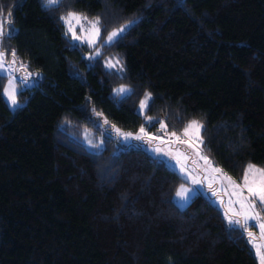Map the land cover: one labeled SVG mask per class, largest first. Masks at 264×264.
<instances>
[{
  "label": "trees",
  "instance_id": "16d2710c",
  "mask_svg": "<svg viewBox=\"0 0 264 264\" xmlns=\"http://www.w3.org/2000/svg\"><path fill=\"white\" fill-rule=\"evenodd\" d=\"M9 12L1 49L41 77L10 109L0 76V264H258L241 228L200 193L178 207V174L106 125L197 120L227 175L264 168V0H0ZM68 12L98 18L100 38L128 27L76 44Z\"/></svg>",
  "mask_w": 264,
  "mask_h": 264
},
{
  "label": "snow or ice",
  "instance_id": "6c2138e0",
  "mask_svg": "<svg viewBox=\"0 0 264 264\" xmlns=\"http://www.w3.org/2000/svg\"><path fill=\"white\" fill-rule=\"evenodd\" d=\"M57 0H45L46 4L55 3ZM64 21L67 32L71 33L73 40H80L82 42L86 41L90 46L95 45L97 39L100 37L101 28L99 19L89 20L88 17L83 16L82 14L76 12H68L66 16L61 17ZM84 21L88 22V26L85 27ZM12 24L11 12L8 13V16L0 21V36L5 35L6 26ZM77 26L80 28L81 35H77ZM128 25H122L120 28L113 30L108 33L106 41L111 43L113 40L118 38L122 33L127 29ZM86 34V35H85ZM100 49H96V55H99ZM13 60L6 61L5 53L0 52V71L6 70V65H11L15 62L16 53L13 51L11 53ZM117 64L119 61L116 62ZM108 67H115L111 61L107 62ZM21 67H24L21 65ZM122 68V66H121ZM118 93H125L130 91L126 86H121L118 90ZM5 94L7 95L8 100L11 104L15 105L16 101V88L13 84V81H9V86L4 89ZM152 99V94L146 92L144 98L141 99L139 108L141 113L145 111L148 107L149 102ZM97 115H102L97 113ZM146 120L151 122L153 117H145ZM107 123V120H105ZM113 129L116 131L117 135L128 138L132 136V133L121 132L119 128H116L115 125H112ZM203 129V124L197 120L189 121L182 131L178 134L177 131H168L167 125L161 121L159 131L164 133V136L168 137L165 140L163 137L155 134H149L145 131L144 126L142 125L139 129V133L135 136L136 139H143L147 136L149 141L159 140L161 144H167L169 146L176 144L187 145L189 148L193 149L199 159L205 162V165L211 166V161H209L207 156L201 154L200 145L204 143V140L201 136V131ZM157 152H162L163 148L157 147L155 149ZM171 154V153H168ZM186 153L181 152L178 148L176 149L175 159L177 164L180 166V171L187 174V179L191 180L192 184H200L201 180L196 176H193L191 172H188V169L185 167L183 161L188 159ZM212 173L216 174L215 179L217 181H227L228 188L231 189V196L227 204L224 203L223 199L220 200V203L225 207V217L229 225L242 226L249 237V242L252 243L256 256L259 260V264H264V168H257L255 165L249 164L245 167L243 177L241 182L237 183L227 174L223 173L219 168H211ZM210 190H212L213 195H217L220 189L214 188L212 184H209ZM194 189H189L181 185L180 189L177 191V196L182 200L187 202L190 199L191 193ZM247 193V194H245ZM234 198V199H233ZM259 204V209H258ZM238 205L237 209L235 206ZM252 220L256 222V227L259 229V235L248 231L247 221Z\"/></svg>",
  "mask_w": 264,
  "mask_h": 264
},
{
  "label": "rangeland",
  "instance_id": "374dc122",
  "mask_svg": "<svg viewBox=\"0 0 264 264\" xmlns=\"http://www.w3.org/2000/svg\"><path fill=\"white\" fill-rule=\"evenodd\" d=\"M89 20H93V19H89ZM83 23H84L85 27L88 26V22L87 21H84ZM63 24H64V26L66 28V32H67V27H66L64 21H63ZM124 25H127V24H124ZM120 27L121 26H119L118 28H120ZM118 28H115V29H118ZM115 29H113V30H115ZM113 30L109 31L108 33L112 32ZM76 31H77V35H81L79 26H77ZM108 33L102 38L99 37L97 39L96 44L95 45H91V46H97L101 42H103L105 44L108 43L106 41ZM68 35L70 37V40L73 43L85 44V45L90 46L86 41L82 42L80 40H73L72 36H71V33H68ZM1 40H2V36H0V52H3L2 49H1ZM96 49L91 51L90 53H88L87 56L89 58L94 57L96 55L95 54L96 53ZM5 60L6 61H12L13 57L11 55H9V56L5 55ZM107 60L104 62V65L106 67H108L107 66V62L110 61V60H108V61ZM21 65H23L24 67H21ZM0 76H2L1 77V79H2V91H1V93H2L3 100H4L5 104L7 105V107H9L10 109H13V108H15L16 106H18V105H20L22 103L17 98L18 91L29 89L38 79H40L41 73L40 72H36V71H33V72L27 71L26 68H25V64L19 63V62H17L15 60V62L12 63L11 65H6V70L0 71ZM10 80L13 81V84H14L16 90H17V92H16V101H17V103L15 105L11 104V102L7 98V95L4 92V89L9 86V81ZM139 104L136 107V111L138 113L142 114L141 111H140V108H139ZM160 124H161V121H158L155 124L145 125L144 126L145 131L147 133H149L150 135L151 134L159 135V136L163 137L165 140H167L168 137L164 136V133L159 131ZM102 126L104 127V125H102ZM106 126H107V131L105 130L106 133H108L114 139H116V142L118 144H120V145H135V146H139L150 157L162 160L165 163L166 166H168L170 169L174 170L178 174V176L181 178V182H180L179 186H177L175 192L172 195V201L178 207H183L188 202V201L185 202L179 196H177V191L180 189L181 185H183L186 188L194 189V191H192V193H191V196H193L196 193H200V194L204 195L209 200V202L212 205H214L220 211L224 222L227 225H229V223H228V221H227V219L225 217V207H224V205H222L220 203V200L223 199L224 203L227 204L229 199H230V196H231V189L228 188L227 181H217L215 179V175L216 174L212 173L211 168H218L216 165H214L212 162H211V166L210 167L205 165V162L203 160L199 159V157L196 155L195 151L193 149L189 148L187 145L176 144V145L169 146L167 144H161L159 140H157V141H149L147 136H145L143 139H136L135 136L139 133V129L141 127L137 128L135 130H122V129L119 128L121 130V132L132 133V136H130L128 138H125L123 136L117 135V133L113 129V127H109L108 125H106ZM184 126L179 128V129H176V130L168 128V131L169 132L177 131V133L179 134L182 131V129L184 128ZM116 128H118V127H116ZM102 140H103V138L100 137V139L98 140V144H97L98 146H101L103 144ZM157 147L163 148V151L162 152H157L155 150ZM177 148L181 152L186 153L188 155L189 158L186 161H183V163H184L185 167L188 169V172H191L193 176H196L198 179L201 180L200 184H195V185L192 184L191 180L187 179V174L186 173H182L180 171V166L177 164V160L175 159L176 149ZM168 153H171V154H168ZM201 154L206 156L202 151H201ZM247 165H249V164H247ZM252 165H254V164H252ZM255 166L257 168H260L257 165H255ZM223 173H225V172H223ZM227 176H229V175H227ZM242 177H243V175H242ZM242 177L240 178V180L238 182L237 181L236 182L237 183L241 182ZM209 184H212L214 188L220 189V191L217 193V195H213L212 190H210V188H209ZM245 194H247V193H245ZM191 196H190V198H191ZM235 207L237 209L239 208L238 205H236ZM258 209H259V204H258ZM247 225H248V231H251V232L257 234V236L259 235V229L256 227V222L255 221L249 220V221H247ZM229 226H235V227L241 228L245 232V234L247 236V239H248V242H249V237L247 235V231H245L242 226H237V225H229ZM250 245H251V247L253 249L254 255H255L256 260H257V262L259 264V260H258V258L256 256L255 249H254L252 243H250Z\"/></svg>",
  "mask_w": 264,
  "mask_h": 264
},
{
  "label": "crops",
  "instance_id": "0c3cea01",
  "mask_svg": "<svg viewBox=\"0 0 264 264\" xmlns=\"http://www.w3.org/2000/svg\"><path fill=\"white\" fill-rule=\"evenodd\" d=\"M233 179H234V178H233ZM234 181H237V180L234 179ZM237 182H238V181H237Z\"/></svg>",
  "mask_w": 264,
  "mask_h": 264
}]
</instances>
